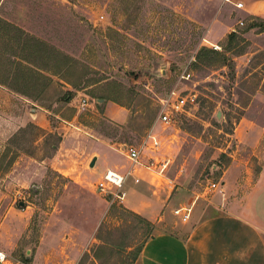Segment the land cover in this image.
<instances>
[{"label": "rangeland", "instance_id": "rangeland-1", "mask_svg": "<svg viewBox=\"0 0 264 264\" xmlns=\"http://www.w3.org/2000/svg\"><path fill=\"white\" fill-rule=\"evenodd\" d=\"M0 20L44 44L50 65L63 54L100 80L72 89L40 72L60 84L44 101L2 104L0 264L131 263L145 229L113 197L124 187L97 189L107 169L132 167L130 146L148 184L170 192L163 222L149 221L153 235L182 224L181 207L216 214L228 169L250 184L264 169V1L237 9L227 0H1ZM60 89L68 103L57 100ZM173 89L192 101L170 124L156 123ZM147 132L157 149L144 143ZM97 237L110 244L99 260Z\"/></svg>", "mask_w": 264, "mask_h": 264}, {"label": "crops", "instance_id": "crops-1", "mask_svg": "<svg viewBox=\"0 0 264 264\" xmlns=\"http://www.w3.org/2000/svg\"><path fill=\"white\" fill-rule=\"evenodd\" d=\"M239 1L244 7L256 0ZM19 98L20 94L0 84V108ZM97 162L96 157L94 166ZM235 168L234 178L228 176L231 169L223 173L222 193L218 189L212 206L216 214L203 216L202 210L191 208L188 220L180 219L183 223L175 224V229L145 242L136 264H264V169L250 184L239 180L241 171ZM120 174L125 177L123 206L152 223L163 222L170 192L151 187L144 167L130 166Z\"/></svg>", "mask_w": 264, "mask_h": 264}, {"label": "trees", "instance_id": "trees-1", "mask_svg": "<svg viewBox=\"0 0 264 264\" xmlns=\"http://www.w3.org/2000/svg\"><path fill=\"white\" fill-rule=\"evenodd\" d=\"M0 26V31L4 32L2 36L5 38L0 53V84L9 90L32 101H44L46 93L49 90L55 89L59 83H54L49 77L43 76L40 72L57 76L60 81L72 89L81 87V85L87 87L100 81L99 79H88L85 71L79 68V66L77 67L76 62L63 54H58L56 61L50 65L54 57L47 51L44 44L42 45L39 41L25 34L21 29L2 20H0ZM10 34L11 36H9ZM233 37L234 35H229L228 39H233ZM40 45L42 49H39ZM211 60L207 57V54H203V62L210 64L212 63ZM39 79H42L44 83L39 82ZM57 96L59 102L68 103L72 94L69 91L63 92L60 89ZM107 97L103 95V98ZM128 97L130 100L132 99L131 95H128ZM112 100L119 103L118 98L112 97ZM152 119V117L147 118L146 122H148V125ZM125 213L133 217L145 229L144 239L141 241L135 254H131L132 258L129 264H134L142 246L148 239L153 237V226L138 214L131 211H126ZM97 239L102 242V245L96 247L93 251V256L99 260L101 258L100 253L108 250L110 244L107 241H103L101 237H97Z\"/></svg>", "mask_w": 264, "mask_h": 264}, {"label": "built area", "instance_id": "built-area-1", "mask_svg": "<svg viewBox=\"0 0 264 264\" xmlns=\"http://www.w3.org/2000/svg\"><path fill=\"white\" fill-rule=\"evenodd\" d=\"M227 2L232 3L230 0H227ZM233 6L237 9L242 8V3H232ZM242 25V22H240ZM187 74V78H188ZM185 78V76H183ZM189 100V101H188ZM192 101L191 95H183L181 92L177 91L176 89H173L168 94V98L165 102L161 101L162 104V110L158 114L156 123H160L162 125H168L171 122H173L172 116L177 114H184L186 113V105L188 102ZM86 101H83V106L85 105ZM144 143L149 144L151 149H157L159 146V142L156 139V137L152 134V132H147ZM125 157L128 159L132 167H135L137 165L144 164L141 162V152L139 149L130 146L128 147ZM152 165V164H151ZM145 168L150 169V166H145ZM125 177L118 173L116 170L107 169L102 177L100 178V181L97 183V189L101 192L111 193L110 188H114L118 191L122 189L124 184ZM137 181V180H136ZM216 183H211L209 185V189H216L217 188ZM113 197H115L118 200H122L124 198V192H119L117 194H113ZM190 208H180L177 209L174 214L176 216H179L182 221H186L189 218L190 215ZM6 256L3 253H0V263L5 262Z\"/></svg>", "mask_w": 264, "mask_h": 264}, {"label": "water", "instance_id": "water-1", "mask_svg": "<svg viewBox=\"0 0 264 264\" xmlns=\"http://www.w3.org/2000/svg\"><path fill=\"white\" fill-rule=\"evenodd\" d=\"M99 102H103V100H99ZM217 118L219 119L220 118V113L217 114ZM95 161H96V157H93V159L91 160L89 166L92 168L95 164ZM27 258V257H26Z\"/></svg>", "mask_w": 264, "mask_h": 264}]
</instances>
